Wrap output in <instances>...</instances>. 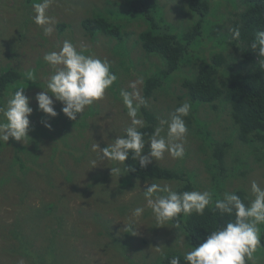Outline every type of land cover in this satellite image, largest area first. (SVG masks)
<instances>
[{"label": "rangeland", "instance_id": "obj_1", "mask_svg": "<svg viewBox=\"0 0 264 264\" xmlns=\"http://www.w3.org/2000/svg\"><path fill=\"white\" fill-rule=\"evenodd\" d=\"M158 1L161 9L154 14L155 19L169 24L170 30L179 33L196 19L188 11L187 0ZM39 2L42 1L0 0V73L13 69L21 75L0 97V107L6 104L12 92L24 88V94L30 100L29 106L33 109L29 117V140H26V145L16 144L23 151L29 166L24 169L32 172L29 176L26 174V177L16 181V176L11 174V164H21L24 160L15 152L14 160L9 164L13 149L10 145L7 149V143L0 142V264H25L24 260L3 253L4 246L15 243L8 240L5 244L1 231L11 229L13 222L23 235L30 236L32 240L37 242L43 237L45 241L32 242L33 248L47 249L46 221L39 217L41 212L37 208L48 203H54L57 214H63L65 218L60 235L55 236L57 249L54 256L57 260L54 263L157 264L158 256L163 253L174 251L185 255L192 249L186 236L169 223L160 224L155 220L143 192L152 183L174 191L178 182L158 180L143 183L134 180L133 187L123 186L120 192L119 178L115 175H110L107 180H93L96 174H105L119 162L106 161L94 168L90 163L98 156V152L93 150V143L103 149L131 126L121 93L128 92L134 105H138L145 80L160 74L165 68L161 58L145 54L140 46L138 36L147 27L145 20L139 14L130 16L127 0H50L46 14L53 23L37 25L33 5ZM233 2L234 6L228 0L212 1L211 12L205 18L198 43L195 41L196 45L193 43L188 48L182 66L167 81H163L162 87L148 99V108L160 119V135L169 143H183L185 149L182 158H173L165 152L163 158L151 163L182 168L191 175L194 182L192 191L212 194L214 186L210 170L205 166V158L210 156L211 150L202 148L205 142L195 131L198 122L204 123L213 141L230 144L225 157L228 170L236 169L237 165L247 171L244 177L237 173L229 177L222 186L223 194L242 188L251 203L255 198L251 192L252 182L264 189V163L257 161L264 156V145L256 150L253 146L240 143L227 106H218V110L208 105L194 108L181 86L188 69L199 58H209L212 53L222 50L221 45L214 41L227 38L226 29L229 31L233 15L242 9L241 0ZM98 10H103L111 21L122 25V41L103 35L92 38L84 32L81 21L98 14ZM218 25L223 28L218 29ZM49 26L53 31L51 35H45L44 28ZM64 41H70L77 51L85 55L107 61L110 69L116 72L117 79L106 89L104 96L86 106L75 121L68 120L61 112L63 105L54 101L58 115L50 120L52 127L47 129L41 123L46 117L37 110L35 96L47 90V82L55 71L44 61V55L59 51ZM224 51L232 52L227 47ZM28 71L34 73V80L26 78ZM185 102L191 105L188 115L183 117L187 133L181 141H174L168 137L167 125H162L161 121H170L176 109ZM148 143L143 155L148 153ZM16 174L19 175L17 171ZM67 179H72V185ZM136 207H144L140 217L132 216ZM130 222L135 225L132 229L135 235L128 230ZM263 232L264 223H261L259 236ZM160 246L157 251L155 247ZM43 252L46 260L51 261L53 255ZM250 262L264 264V248L261 245L256 248Z\"/></svg>", "mask_w": 264, "mask_h": 264}, {"label": "trees", "instance_id": "obj_2", "mask_svg": "<svg viewBox=\"0 0 264 264\" xmlns=\"http://www.w3.org/2000/svg\"><path fill=\"white\" fill-rule=\"evenodd\" d=\"M212 1L187 0L188 11L196 19H193L192 25L186 30L177 33L170 30L171 26L169 24L155 19L154 14H157L161 9L158 0H127L130 16L139 14L147 24V27L138 36L143 52L150 56H158L163 60L165 66L160 74L150 76L145 80L141 97L144 103L138 104L137 118L141 119L144 125L139 131L143 133L146 144L151 140L160 122L154 111L148 108L147 101L158 88L162 87L163 81H167L169 76L179 68L184 61L188 48L195 41L196 44L198 43L205 18L211 12ZM228 1H231L234 6V0ZM25 2L26 0H24ZM241 3L242 9L233 15L229 31L226 29L227 38L214 41V43L221 45L222 50L212 53L209 58L203 56L199 58L198 62L188 69V75L183 77L181 86L185 89V96L194 108L199 105H208L214 110H218V106H227L230 109V119L235 127L237 139L244 145L253 146L256 150H260L262 148L260 145H264V56L258 54V49L251 48V44L256 39V33L264 31V0H241ZM109 18V15L103 10H98V14L83 19L81 27L92 38L103 35L107 38L122 41V25L111 21ZM221 28L223 27L218 25V29ZM236 29L239 30L240 35L238 38H233V30ZM226 47L230 48L232 52L226 53L224 51ZM110 71L116 75L112 68ZM20 78V73L13 69L0 73V97L4 95L3 93L9 85ZM112 90L114 93L117 92L114 88ZM126 112L128 113V109H126ZM195 131L205 142V147L202 148L211 150L210 156L205 158L207 162L205 166L210 170L214 186L211 203L205 208L202 215L195 212L191 215L181 213L167 222L186 236L190 248L202 243L212 231L225 226L228 222H234V213H221L215 208V201L224 198V188L222 186L225 185V181L229 177L236 176L234 175L236 173L244 177L247 173V171L239 169L242 167L237 165L235 166L236 169L228 170L225 157L230 144L226 141L223 143L213 141L206 124L198 122ZM124 135L125 132L121 136ZM26 143V140L23 141V145H26ZM16 144L20 145L19 142L9 139L6 145L7 149L8 145L13 149L11 160H8L9 164L14 160L15 152L24 160L21 164H16V162L11 164V174L16 176L17 181L19 178L26 177V174L29 176L32 172L30 173L24 169L29 166L24 159L23 151L19 150L20 148ZM7 149L6 153L8 152ZM3 158L5 159V157ZM257 161L264 163V156L263 158H257ZM125 167L128 168V171L119 177L120 192L123 186L133 187L135 185L134 180L143 183L158 180L176 181L179 183L174 190L177 193L192 191L194 188L191 175L183 171L182 168H168L152 163L141 168L132 152L129 153V158L125 161ZM16 171L20 176L16 174ZM110 175L109 170L105 174H96L93 180L97 178L107 180ZM67 182L70 185L73 183L72 179H67ZM230 194L239 196L246 205L251 204L245 190L242 188L235 189ZM55 208L54 203L43 204L37 208L41 212L39 217L46 221L44 228L48 230L47 237L49 238L47 242L48 245H51L50 248H48V245L47 249L37 250L33 248L32 242L36 241L32 240L30 236L23 235L22 231L13 222L11 229L3 230L1 234L2 239L6 242L5 244H8V240L14 241L15 244L4 246L3 253L13 255V258H18L17 260H24L25 264H60L54 263L57 260L54 256L57 249L55 236L60 235L61 228L65 225V218L63 214H57ZM176 225H179V227H176ZM257 227H261V224ZM40 238L43 239L42 236ZM263 240L264 232L260 236L262 248H264ZM43 241L45 240L43 239ZM43 251L53 255L51 261L46 260ZM174 257L180 258V264H186L184 255L174 251L158 256L157 264H169ZM61 264L74 263L69 261ZM247 264H252V262L248 260Z\"/></svg>", "mask_w": 264, "mask_h": 264}, {"label": "clouds", "instance_id": "obj_3", "mask_svg": "<svg viewBox=\"0 0 264 264\" xmlns=\"http://www.w3.org/2000/svg\"><path fill=\"white\" fill-rule=\"evenodd\" d=\"M50 0L33 5L35 16L34 22L37 25H50L52 19L46 14ZM52 27H45L44 34L51 35ZM239 30H233V38H238ZM251 48L258 49V54L264 56V31L256 33V39L252 42ZM44 61L55 69L49 78L46 91H40L35 96L37 110L44 114L46 119L41 123L47 129H51V119L57 117L58 113L54 107V101L60 102L63 107L61 112L70 121L77 120V115L84 112L85 107L94 101L100 100L106 89L117 79L110 71L107 61L85 55L76 50L70 41H64L59 51L46 53ZM28 80H34L32 71L25 73ZM123 103L128 109V116L131 118L124 136L116 137L103 149L93 143V150L98 156L90 163L92 168L106 161L119 162L118 166L110 168L111 176L117 179L123 176L128 168L125 161L129 153L134 154L141 168L146 167L152 161L163 158L168 152L173 158H182L185 154L184 144L169 143L165 137L160 135V129L152 135L147 155H143L145 141L142 128L143 121L138 116V106L133 103V97L128 92L121 93ZM140 104L144 101L140 100ZM30 100L24 94V88H18L10 94L6 104L0 107V142L6 144L9 139L23 144L29 140L30 119L33 109L29 106ZM191 105L183 103L176 109L170 121H161L167 125L168 137L174 141H181L187 133L183 117L187 116ZM147 207L151 208L155 220L164 224L179 214L191 215L193 212L202 215L205 208L211 203V194L208 191H185L177 193L168 188H161L159 184L152 183L143 191ZM166 193L159 195L158 193ZM251 192L254 199L250 205H246L239 196L225 193L224 198L215 201V208L221 213L235 215L234 222H228L225 226L212 231L206 239L198 246L193 247L184 255L186 264H247L253 258V253L260 245L258 224L264 223V189L255 181L251 184ZM144 207H136L133 217H140ZM133 223H129L128 230L135 235ZM179 227V225H176ZM160 247H155L159 251ZM169 264H180V258L174 257Z\"/></svg>", "mask_w": 264, "mask_h": 264}]
</instances>
